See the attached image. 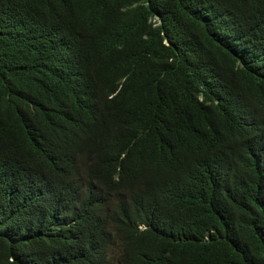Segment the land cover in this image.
Returning <instances> with one entry per match:
<instances>
[{
  "label": "trees",
  "instance_id": "16d2710c",
  "mask_svg": "<svg viewBox=\"0 0 264 264\" xmlns=\"http://www.w3.org/2000/svg\"><path fill=\"white\" fill-rule=\"evenodd\" d=\"M264 0H0V264H264Z\"/></svg>",
  "mask_w": 264,
  "mask_h": 264
},
{
  "label": "clouds",
  "instance_id": "9594fccd",
  "mask_svg": "<svg viewBox=\"0 0 264 264\" xmlns=\"http://www.w3.org/2000/svg\"><path fill=\"white\" fill-rule=\"evenodd\" d=\"M236 58L250 59L251 69L264 82V35L250 36L247 41L236 49ZM250 146L256 148L264 159V120L256 119L249 136Z\"/></svg>",
  "mask_w": 264,
  "mask_h": 264
}]
</instances>
